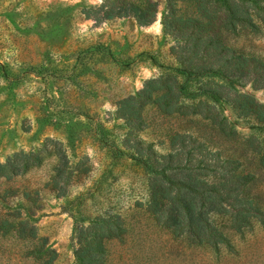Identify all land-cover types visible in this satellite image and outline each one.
I'll list each match as a JSON object with an SVG mask.
<instances>
[{
  "label": "rangeland",
  "instance_id": "1",
  "mask_svg": "<svg viewBox=\"0 0 264 264\" xmlns=\"http://www.w3.org/2000/svg\"><path fill=\"white\" fill-rule=\"evenodd\" d=\"M105 1L0 0V164L21 152L42 158L0 179V264H82L78 252L97 224L125 231L102 240L103 264H264L257 222L228 232L233 252L172 240L156 227L145 165L183 152V164L214 180L217 165L234 160L236 173L249 176L244 192L264 210V119L236 103L244 95L264 106V81L248 71L189 79L186 42L165 24L167 0L149 25L86 18ZM179 7L194 11L193 2ZM221 37L247 68L264 63V29ZM150 82L182 88L176 110L158 101L167 90L145 103ZM131 104L141 110L129 123Z\"/></svg>",
  "mask_w": 264,
  "mask_h": 264
},
{
  "label": "trees",
  "instance_id": "2",
  "mask_svg": "<svg viewBox=\"0 0 264 264\" xmlns=\"http://www.w3.org/2000/svg\"><path fill=\"white\" fill-rule=\"evenodd\" d=\"M187 2L194 3L190 16L179 7ZM159 3L158 0H106L100 8L83 13L86 18H94L97 22L132 17L142 25H149L156 19ZM167 10V28L176 30L186 42V54L181 56V64L185 65L183 72L189 79L201 73H215L223 78L243 77L248 71L264 81V63L259 61L260 64L253 69L247 68L248 60L243 55L235 57L236 50L226 46L221 37L223 31L236 34L240 29L260 33L264 29V0H167ZM175 87L181 93L182 88L175 83L158 85L150 82L141 98L145 97V103H151L154 92L167 90L169 94L158 101L162 102L164 109L171 107L167 110L171 112L176 110ZM238 98H243L244 102H236L237 108L264 119V106L255 104L244 95ZM128 108L129 116L124 114L127 121L139 120L141 108L132 104ZM182 154H169L164 158L166 162L157 168L145 164L147 171L154 175L148 210L151 218L156 227L170 234L172 240L183 238L191 245L207 246L216 252L223 247L235 251L229 231L243 233L252 229L255 222L264 227V210L244 192V183L249 176L237 174L235 161L229 159L217 165L219 170L215 179L209 180L208 174L193 173L196 169L183 164L180 160ZM41 163L38 154L17 153L0 164V179L10 180ZM104 226L108 225L97 224L89 237L88 249L78 252L82 264H103L102 240L119 237L125 232L104 230ZM45 264H52V261Z\"/></svg>",
  "mask_w": 264,
  "mask_h": 264
}]
</instances>
